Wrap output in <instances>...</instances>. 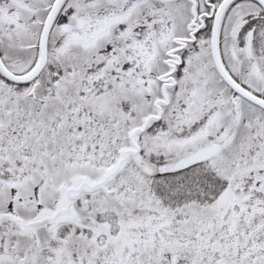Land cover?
<instances>
[{
	"label": "snow or ice",
	"instance_id": "1",
	"mask_svg": "<svg viewBox=\"0 0 264 264\" xmlns=\"http://www.w3.org/2000/svg\"><path fill=\"white\" fill-rule=\"evenodd\" d=\"M0 264H264V0H0Z\"/></svg>",
	"mask_w": 264,
	"mask_h": 264
}]
</instances>
